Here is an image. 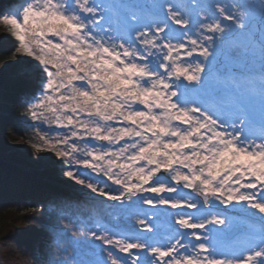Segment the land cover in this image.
Instances as JSON below:
<instances>
[{
    "label": "snow or ice",
    "instance_id": "1",
    "mask_svg": "<svg viewBox=\"0 0 264 264\" xmlns=\"http://www.w3.org/2000/svg\"><path fill=\"white\" fill-rule=\"evenodd\" d=\"M120 3L0 9L31 163L91 201L39 264H264V0Z\"/></svg>",
    "mask_w": 264,
    "mask_h": 264
},
{
    "label": "trees",
    "instance_id": "2",
    "mask_svg": "<svg viewBox=\"0 0 264 264\" xmlns=\"http://www.w3.org/2000/svg\"><path fill=\"white\" fill-rule=\"evenodd\" d=\"M18 98L19 96L17 100L13 99L10 105L8 124L25 141L32 143L36 139L35 130L28 125L30 120ZM68 196L79 201L80 211L86 215L89 203L56 181L46 179L43 171L26 167L21 162L0 158V215L11 211L18 213L14 219L23 223L19 229H4L2 244L7 248V252L10 255L19 252L26 264H39L48 233L56 221L55 205ZM239 216L242 220L245 214L241 212ZM165 218L163 215L159 218L161 231L167 228Z\"/></svg>",
    "mask_w": 264,
    "mask_h": 264
},
{
    "label": "rangeland",
    "instance_id": "3",
    "mask_svg": "<svg viewBox=\"0 0 264 264\" xmlns=\"http://www.w3.org/2000/svg\"><path fill=\"white\" fill-rule=\"evenodd\" d=\"M116 2L118 9H126L127 5H122L120 0H116ZM250 2L254 3L255 0H250ZM255 8L257 14H259V4H255ZM2 39L5 41H2ZM14 43L10 27L0 21V70H3L0 72V158L19 163L21 162L26 167L41 170L45 173L46 179L56 181V183H59L71 193L83 198L86 190H80L78 186L73 188L70 184L62 183L59 180H53L49 172L42 165L32 164V160H35L38 155H44L45 153H36L35 150L30 147L31 143H28L20 135L14 132L8 124L10 105L12 104L13 99H16L20 94L12 67L10 66L8 69H4L6 62L14 63L18 59V54L14 53L13 49H11L12 44ZM16 100L14 103L15 105L17 104ZM30 124L31 121H29L28 125L30 126ZM87 203L90 204L91 201H88ZM18 215V213L12 211L10 213H5V215H0V264H26V260L21 259L19 252L10 255V253L7 252V248L2 244L4 241L3 235L5 233V228L19 229L23 225L19 219H14ZM165 220L167 221L166 218L164 221ZM160 222L161 221L159 220V223ZM239 223H242V226H245L249 222L242 218V220H239ZM253 226L258 225L254 224Z\"/></svg>",
    "mask_w": 264,
    "mask_h": 264
},
{
    "label": "bare ground",
    "instance_id": "4",
    "mask_svg": "<svg viewBox=\"0 0 264 264\" xmlns=\"http://www.w3.org/2000/svg\"><path fill=\"white\" fill-rule=\"evenodd\" d=\"M19 3V0H0V9H4L6 7H9V6H17ZM2 41H5L4 39H2ZM14 53H15V50H14V44H12V48Z\"/></svg>",
    "mask_w": 264,
    "mask_h": 264
}]
</instances>
